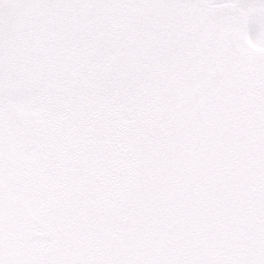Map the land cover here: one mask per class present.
I'll list each match as a JSON object with an SVG mask.
<instances>
[{
  "label": "snow or ice",
  "instance_id": "6c2138e0",
  "mask_svg": "<svg viewBox=\"0 0 264 264\" xmlns=\"http://www.w3.org/2000/svg\"><path fill=\"white\" fill-rule=\"evenodd\" d=\"M0 264H264V0H0Z\"/></svg>",
  "mask_w": 264,
  "mask_h": 264
}]
</instances>
